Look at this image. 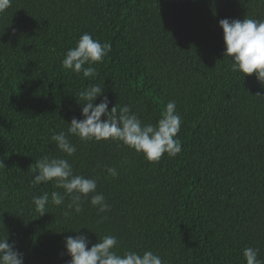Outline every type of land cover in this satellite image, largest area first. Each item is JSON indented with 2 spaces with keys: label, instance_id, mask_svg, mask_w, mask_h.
Segmentation results:
<instances>
[{
  "label": "trees",
  "instance_id": "obj_1",
  "mask_svg": "<svg viewBox=\"0 0 264 264\" xmlns=\"http://www.w3.org/2000/svg\"><path fill=\"white\" fill-rule=\"evenodd\" d=\"M245 17L264 20V0H11L0 13V236L24 264H67L64 240L80 233L89 247L115 235L119 251L151 250L165 264H246V247L264 261V88L231 71L219 27ZM84 33L111 44L95 78L62 67ZM94 83L109 111L129 105L144 123L175 101L181 153L148 162L70 136L77 151L64 156L51 136L82 118L78 93ZM45 155L98 178L110 210L98 213L89 196L79 214L64 216L66 198L40 216L34 195L63 194L32 183Z\"/></svg>",
  "mask_w": 264,
  "mask_h": 264
},
{
  "label": "clouds",
  "instance_id": "obj_2",
  "mask_svg": "<svg viewBox=\"0 0 264 264\" xmlns=\"http://www.w3.org/2000/svg\"><path fill=\"white\" fill-rule=\"evenodd\" d=\"M11 6V0H0V13ZM223 32L224 57L230 58L231 71L239 72L243 78L254 76L264 88V20L249 17L243 19L227 18L219 21ZM111 52L109 42L94 39L89 33L82 34L75 47L70 48L62 60V67L84 78L97 76L95 64L102 63ZM256 96L262 97L260 93ZM97 98H101L96 103ZM77 103L81 106V119L73 118L68 124L67 132L61 131L51 136L57 149L66 157H72L77 151L69 139L77 137L80 141H112L126 146L143 157L148 162H159L167 154L174 158L182 151V143L178 139L181 130L182 117L176 110V102L169 101L161 113V118L155 123H144L132 112L129 105L113 106L109 111V99L104 95V87L100 84H90L78 93ZM104 117V119H102ZM0 161V166H3ZM38 170L32 177L33 185L52 182L56 189L50 196L45 192L33 196L35 211L43 216L47 213L49 204L61 206L65 199L69 202L64 211L65 217L72 213L83 211V201L90 196V204L98 213H106L111 206L106 202L103 193L97 191L98 178H88L76 174L69 160L62 157L45 155L35 163ZM108 176L116 178V167L105 169ZM7 195V193H3ZM103 217L102 219H106ZM80 233V230L77 231ZM86 234L67 236L64 247L70 259L67 264H165L164 260L151 250L142 254L134 250L119 251L115 235L105 234L95 244H91ZM259 249L246 247L243 258L246 264H264L258 259ZM0 264H24L23 254L16 248L9 237L0 236Z\"/></svg>",
  "mask_w": 264,
  "mask_h": 264
}]
</instances>
